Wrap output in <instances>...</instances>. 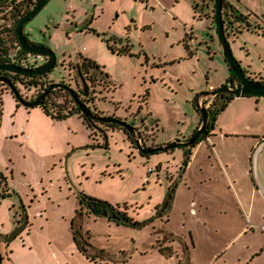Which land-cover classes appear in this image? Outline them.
Masks as SVG:
<instances>
[{"label":"rangeland","instance_id":"obj_1","mask_svg":"<svg viewBox=\"0 0 264 264\" xmlns=\"http://www.w3.org/2000/svg\"><path fill=\"white\" fill-rule=\"evenodd\" d=\"M235 5L264 20V0ZM214 15L204 0H48L25 23L24 34L56 55L46 84L65 83L80 94L83 81L72 63L81 57L96 61L101 81L81 98L95 112L139 128L151 148L193 136L203 123L199 96L232 76ZM255 29L228 40L243 69L258 77L264 76V34ZM128 41L133 55L108 49ZM15 86L30 100L41 89ZM201 99L210 107L216 97ZM2 101L1 264H264V199L253 195L246 172L248 142L221 136L241 101L216 122L209 142L192 149L187 166L188 146L142 154L123 130L108 129L107 138L94 139L77 114L53 120L39 106L25 107L10 90L2 92ZM228 159L233 163L227 169ZM81 193L120 205L140 227L78 216ZM20 225L25 227L7 242ZM75 232L106 261H90ZM160 245L180 256H162Z\"/></svg>","mask_w":264,"mask_h":264},{"label":"trees","instance_id":"obj_2","mask_svg":"<svg viewBox=\"0 0 264 264\" xmlns=\"http://www.w3.org/2000/svg\"><path fill=\"white\" fill-rule=\"evenodd\" d=\"M207 6L211 7L214 14H215V0H208ZM210 2L212 3V6H210ZM15 5V9L19 14V18L15 21L13 26L11 28H8L6 24L0 23V64H7L8 57L7 55L9 52L13 51L15 49V44L17 41L16 36V26L19 22V20L24 16L26 13H28L36 4V0H21L13 2ZM197 10L198 5L194 6ZM22 12V13H21ZM223 19L225 25H228L229 23H235L238 26L236 27L235 31L237 34L242 33L245 31H251L255 27L256 29H260L261 31H264V28L262 27L261 23H257V20L259 17L254 14H244L242 13L234 4L231 2V0H224L223 2ZM15 15V14H14ZM253 17V18H252ZM250 18L253 20H256L255 23L250 22ZM213 19L215 21V15L213 16ZM255 29V30H256ZM114 40H117V38H114ZM121 41V40H120ZM108 47H110L108 45ZM110 50L113 52H117L120 55L123 54H129L133 55L130 52V43L128 41V44L126 46H123L121 49L117 50L114 47H110ZM117 50V51H116ZM73 68H75L77 71L76 73V79L79 81V77L82 79L83 87L80 90V92L83 95L88 96L92 91H94V87L97 83H99L101 80L98 79V72L97 70H101V66L94 60L81 57L80 60L76 63H72ZM232 72V76L229 81L237 80L235 74ZM244 72L250 76L251 74L244 70ZM0 77H7L11 79V81L16 84L19 82L22 84V86L25 87V89H29L31 87L41 86V89L38 92V96L42 94L43 91H45L46 88L50 87L55 82H49L45 83V79H47L48 75H33V76H27V75H19L14 74L7 71H0ZM106 77L109 79V75L106 74ZM251 77V76H250ZM253 78V77H251ZM258 79L257 77H254ZM80 83V81H79ZM65 84V83H62ZM69 86V85H68ZM104 86L106 88H109L110 81L105 80ZM71 88V87H70ZM73 89V88H72ZM4 90H10L6 84L0 85V124L3 117V101H2V92ZM76 92V91H75ZM77 93V92H76ZM78 94V93H77ZM220 96V98H219ZM217 96V99L221 102L220 105L214 104L209 109L208 113V122L205 126V130L202 134V136L197 141V144L201 142L203 139H205L207 136H209L212 132V130L215 129L216 122L218 120L219 114L227 107L229 102L235 97L234 94H225L222 93L221 95ZM251 96V95H247ZM79 99L84 102V100L81 98L82 95L78 94ZM60 98H63L61 101ZM93 99V98H92ZM85 103V102H84ZM47 115L51 116L55 120H63L68 118L69 116L73 114H77L82 120L84 125L87 126L88 129H91L92 137L94 139L97 138L99 134L103 135V137H107V131L108 129H118L123 130L126 133H128L129 139L133 140L132 134H130L125 128L122 126L115 124V123H101V122H95L93 123L89 117H86L84 114L80 112L78 104L75 102V99L73 98V95L70 91V89L67 88H57L54 89L50 94H48L45 98L43 103L39 106ZM90 107V106H88ZM114 117V116H113ZM97 123L104 125L105 128L101 131H97L96 125ZM138 131V135L142 142L144 141L141 132L139 131V128H136ZM193 148H186V157L184 160V166H187L188 162L191 159ZM186 168V167H185ZM0 178L3 180L5 177L3 174L0 173ZM79 209H77V215L78 216H95V217H103L108 219V221L116 223L118 225H131L133 227H140V223H138L132 216L129 215L128 211L125 209H122L120 205H114L110 202L98 200L94 197H91L89 195H86L84 193H81L79 195ZM77 233H74V237L76 240V243L78 245L79 250L87 256L90 261L96 260V258H100L101 255L98 253L92 254L91 250L89 249V246L91 245L87 240H79L77 238ZM159 252L166 258H171L174 256V252L172 251V248H164L163 246H159ZM93 255V256H92ZM100 260H103L100 258Z\"/></svg>","mask_w":264,"mask_h":264},{"label":"water","instance_id":"obj_3","mask_svg":"<svg viewBox=\"0 0 264 264\" xmlns=\"http://www.w3.org/2000/svg\"><path fill=\"white\" fill-rule=\"evenodd\" d=\"M47 2L48 0H36L35 6L28 13L22 16V18L19 20L16 26V36L22 49L28 53L47 56L48 57L47 61L36 68H24L15 64H0V71H7L19 75L33 76V75H45V74L48 75V73L55 68V66L57 65V59L55 53L50 48L29 40V38L24 34L25 23L28 22L30 19H32L34 16H36L38 12L42 10V8L45 6ZM223 2L224 0H215V23L217 27V34L225 59L229 63L233 73L238 79V83L234 84L231 81L229 85H222L210 93H205L199 96L198 100L196 101V107L197 110L200 111L203 116V121H202L203 123L201 124V127L195 132V134L191 136L187 141L174 140L172 142L165 143L159 146H153L151 148H147L140 139L136 127L131 126L127 124L125 121H122L115 117L104 116L98 113H94L90 107H88L84 102H82L79 99L78 94L75 92V90L70 88V86L66 84L54 83L50 87L46 88L45 91L42 92V94H40L33 100H28L27 98H24L20 94L19 90L16 88L15 84L11 81V79L7 77H0V84L1 83L6 84L7 87L10 89V91H12L16 99L21 104H23L25 107L28 108H34L36 106H40L43 103L44 98L48 94H50L54 89L57 88L70 89L73 98L75 99V102L78 104L80 112L82 114H84L86 117H89L93 123L95 122L115 123L122 126L127 131L131 132L133 139L136 140L138 148L141 150L142 154H151L158 151H167L170 149H174L177 147H184V146L193 147L196 141L198 140V138L201 136L203 129L205 128L209 119L208 117L209 110L208 107L202 101L201 99L202 97L210 96V95L216 96L224 92L232 93L235 96L251 95L256 97H264V81H262V79H255L248 76L244 72L241 63L235 58L232 52L231 45L228 40V35L226 34L225 23L223 19V13H222ZM96 128H98V126H96ZM136 134L138 136H136ZM257 155H258V151L256 152L255 158ZM254 161H255V176L258 179L256 159H254ZM259 186L264 195V185L260 182ZM25 225H20L18 228L15 229L12 235L10 237L5 238V240L8 242L16 238V236L25 227ZM2 260H3V256L0 252V264L2 263Z\"/></svg>","mask_w":264,"mask_h":264},{"label":"crops","instance_id":"obj_4","mask_svg":"<svg viewBox=\"0 0 264 264\" xmlns=\"http://www.w3.org/2000/svg\"><path fill=\"white\" fill-rule=\"evenodd\" d=\"M231 1L233 2L234 5H235L236 1L238 3L241 2V0H231ZM242 13H244V14H250V13L256 14L253 11H247V12H242ZM255 21L256 20H253L250 18L251 23H255ZM257 23H261L262 27L264 28V20L263 19H261L259 17V19L257 20ZM251 31H253V30H251ZM254 32H261V30L256 29ZM262 32L264 34V31H262ZM108 49L110 50L109 47H108ZM110 51L112 54H116L112 50H110ZM117 55L121 56L120 54H117ZM249 73L251 74L250 75L251 77H253V78L257 77L256 74L251 73V72H249ZM257 78L262 79V78H264V76L260 75ZM237 101H241V103L239 106H237L235 113H233L234 114V116H233L234 123H233L232 127H230L229 129H227L225 131L226 133H224V131L222 129L221 136H222V139H227V137H234V138L241 137L248 142L247 148L245 150H243V160H244L245 165L247 167L246 172H247V174L249 173V175L252 178V182H253L252 193H253V195H254L255 191L259 192L261 194L262 198L264 199V195H263L262 191L260 192V190H258V188L256 186V184L259 186L260 182L264 185V97L235 96L229 102L227 107L219 114L218 120H217L218 124L221 123V118L223 117L225 111H227L229 109V106H231L233 103H237ZM47 116H49V115H47ZM53 120H55V119H53ZM210 138H212V137L210 136L207 139H205L204 141H202L201 143H199V145L194 147L193 150L197 149L201 144H203V142H209ZM174 140H178V139H174ZM183 140H185V139H183ZM257 151H258V155L255 158ZM213 153H214V151H213ZM234 155L235 154H233L232 157H234ZM215 159H216V161H218L217 157H215ZM254 159H256L258 179L255 176V161H254ZM232 163H233L232 159H228L225 163V167L228 169L232 165ZM219 164L220 163L218 161V166H219ZM211 167L212 168L215 167V164H212ZM212 168H211V170H213ZM220 168H221V165H220ZM222 172H226V171H222ZM203 173L206 175L205 177H209V180L212 181L211 175H208L206 173V171H203ZM21 222L22 221H20L19 219L15 220V223H17V224H20ZM178 252L179 251H176L174 253L177 257L180 256ZM102 261L105 262L106 260H102ZM106 264H107V262H106Z\"/></svg>","mask_w":264,"mask_h":264},{"label":"built area","instance_id":"obj_5","mask_svg":"<svg viewBox=\"0 0 264 264\" xmlns=\"http://www.w3.org/2000/svg\"><path fill=\"white\" fill-rule=\"evenodd\" d=\"M13 11L15 15L11 14ZM17 13L15 5L12 3L6 11H0V23L6 24L8 28H11L15 21L19 18V14ZM15 46V49L7 55L9 61L7 64H15L24 68H36L44 64L48 59V57L44 55H36L26 52L22 49L18 39Z\"/></svg>","mask_w":264,"mask_h":264},{"label":"flooded vegetation","instance_id":"obj_6","mask_svg":"<svg viewBox=\"0 0 264 264\" xmlns=\"http://www.w3.org/2000/svg\"><path fill=\"white\" fill-rule=\"evenodd\" d=\"M207 2H209L208 0H204V4H207ZM232 2V1H231ZM11 2H10V0H0V11H6L10 6H11ZM22 13V12H21ZM12 15H14V11L11 13ZM238 25L237 24H235V23H232V24H228V25H225V29H226V34L228 35V39H230V38H232V35H237V33H236V31H235V29H236V27H237ZM262 81H264V78H262ZM234 84H236V83H238V79L237 80H233L232 81ZM231 83V81H229L227 84H225V85H229ZM39 87H41V86H36V87H32V88H34L35 90H37V88H39ZM225 93V92H224ZM222 93H220V94H218V95H216L215 97H216V100H214V102L210 105V107H208V110L211 108V106L212 105H214V104H217V96H219V95H221ZM225 94H232V93H225ZM80 95H82L83 96V94L80 92ZM90 95V94H89ZM88 95V96H89ZM85 97H86V95H84ZM219 98H220V96H219ZM28 100H30V99H28ZM33 100V99H32ZM93 110V109H92ZM94 111V113H97L98 111H96L95 112V110H93ZM98 114H100L99 112H98ZM201 127V124H200V126L198 127V129ZM204 130H205V128L203 129V132H204ZM203 132H202V134H203ZM202 134H201V136H202ZM200 136V137H201ZM199 137V138H200ZM208 137V136H207ZM206 137V138H207ZM199 138H198V140H199ZM205 138V139H206ZM205 139H203V140H205ZM187 140H189V139H186V140H183V141H187ZM197 140V141H198ZM180 141V140H179ZM197 141H196V143H195V145L193 146V147H189V148H194V147H196L198 144H197ZM144 144V143H143ZM256 183V182H255ZM256 186H257V188H258V185L256 184Z\"/></svg>","mask_w":264,"mask_h":264}]
</instances>
